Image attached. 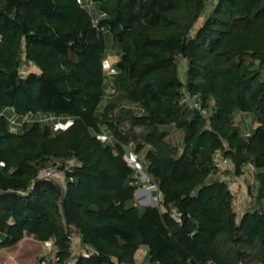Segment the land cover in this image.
<instances>
[{"label": "trees", "instance_id": "16d2710c", "mask_svg": "<svg viewBox=\"0 0 264 264\" xmlns=\"http://www.w3.org/2000/svg\"><path fill=\"white\" fill-rule=\"evenodd\" d=\"M24 238L62 263L264 264V0H0V251Z\"/></svg>", "mask_w": 264, "mask_h": 264}, {"label": "rangeland", "instance_id": "374dc122", "mask_svg": "<svg viewBox=\"0 0 264 264\" xmlns=\"http://www.w3.org/2000/svg\"><path fill=\"white\" fill-rule=\"evenodd\" d=\"M110 59L111 58H109V61ZM27 71H36V70L33 66H29L28 68H23V72H27ZM41 117L42 115L40 116L30 115L28 118H22L20 119V121L19 120L17 121V118L11 115V118H14V120L17 121V123L14 125V128L19 132L23 130L24 121L30 124L36 120H40ZM136 168L140 173L139 180L141 183H143V185L140 186L136 192L137 202L141 206L156 204V198L152 197L150 194L151 191L155 190L154 186L148 183L149 179L145 174L141 172L140 167H136ZM74 246L75 245H73V247ZM52 249L53 248L51 243L42 244L40 242H36L32 240V238H24L14 247L0 251V264H37L38 258L42 256H46V258H48L50 255V251ZM146 253H147L146 247L143 246L139 249V254L141 255V257L140 255L136 257L138 264H141L140 261L144 262V260L141 258H143V256L146 255Z\"/></svg>", "mask_w": 264, "mask_h": 264}, {"label": "built area", "instance_id": "2783aa9c", "mask_svg": "<svg viewBox=\"0 0 264 264\" xmlns=\"http://www.w3.org/2000/svg\"><path fill=\"white\" fill-rule=\"evenodd\" d=\"M104 67L106 70L109 71V73L113 72V69L110 68V65L108 62H105ZM64 126L65 125H57L56 128L57 127H64ZM101 139H104V137H101ZM212 159H213L214 166L217 169V176L220 179L227 180L230 182L229 177H227L226 174H224L225 171H228L231 168L229 161L225 158H222L221 155H219L218 153L214 154ZM130 160H131V162H134L133 157H130ZM136 167H137V164H136ZM39 176L41 178H51L53 176H57V177L61 178V175L56 170V166H54V167L50 166V167L42 169L41 171H39ZM246 178H247V176H245V174L236 178L238 189L246 191V188H247V184L245 183ZM174 216L177 218L178 214L174 213ZM46 244H49V243H46ZM71 249H72V251L75 250L73 245H72ZM46 262L48 264H72L71 262L70 263H62L59 260V258L55 255L53 249L50 251V255L47 258ZM145 264H150V263L147 262Z\"/></svg>", "mask_w": 264, "mask_h": 264}, {"label": "crops", "instance_id": "0c3cea01", "mask_svg": "<svg viewBox=\"0 0 264 264\" xmlns=\"http://www.w3.org/2000/svg\"><path fill=\"white\" fill-rule=\"evenodd\" d=\"M227 177H228V175H227ZM230 187H231L233 193L236 196V206H237V209L239 211H241V213H242V211L244 210V208L247 206V202L249 201V198H248V196L246 194V191L240 190V189L237 188V180H236V178L235 179L234 178H231V180H230ZM73 245H75L74 248H76L74 250L75 253L77 251H80L79 250L80 248H79V240H78V238H74L73 239ZM139 255L140 254H139V251H138L137 254L135 255V257H137ZM140 257H141V255H140ZM141 259L144 260V262L140 261L141 264L147 263L146 260H145V256H143V258H141ZM137 264H138V262H137Z\"/></svg>", "mask_w": 264, "mask_h": 264}, {"label": "water", "instance_id": "95a60500", "mask_svg": "<svg viewBox=\"0 0 264 264\" xmlns=\"http://www.w3.org/2000/svg\"><path fill=\"white\" fill-rule=\"evenodd\" d=\"M137 167H140L139 165H137Z\"/></svg>", "mask_w": 264, "mask_h": 264}]
</instances>
